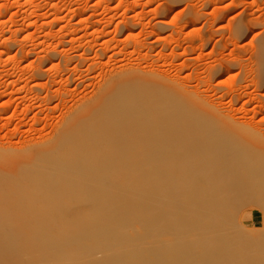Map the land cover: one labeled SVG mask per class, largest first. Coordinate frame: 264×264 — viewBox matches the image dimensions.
Segmentation results:
<instances>
[{
    "label": "bare ground",
    "instance_id": "obj_1",
    "mask_svg": "<svg viewBox=\"0 0 264 264\" xmlns=\"http://www.w3.org/2000/svg\"><path fill=\"white\" fill-rule=\"evenodd\" d=\"M198 102L153 73L119 71L51 134L0 143V232L79 231L96 245L106 237L94 233L132 242L154 228L164 262L223 264L218 242L244 202L264 209V127ZM33 241L0 248V264H88L99 253Z\"/></svg>",
    "mask_w": 264,
    "mask_h": 264
},
{
    "label": "rangeland",
    "instance_id": "obj_2",
    "mask_svg": "<svg viewBox=\"0 0 264 264\" xmlns=\"http://www.w3.org/2000/svg\"><path fill=\"white\" fill-rule=\"evenodd\" d=\"M125 70L153 73L198 103L264 127V0H0V143L51 134L71 107ZM154 232L132 242L94 233L106 238L92 245L86 232L12 227L1 229L0 248L34 236L38 247L63 245L75 258L96 247L88 264H169ZM227 233L218 242L223 264H264L260 204L245 201Z\"/></svg>",
    "mask_w": 264,
    "mask_h": 264
}]
</instances>
